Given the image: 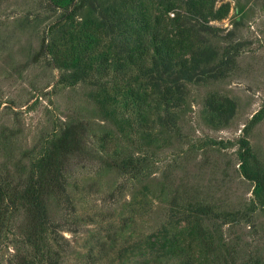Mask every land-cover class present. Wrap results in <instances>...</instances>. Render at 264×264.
Returning a JSON list of instances; mask_svg holds the SVG:
<instances>
[{
    "label": "rangeland",
    "instance_id": "374dc122",
    "mask_svg": "<svg viewBox=\"0 0 264 264\" xmlns=\"http://www.w3.org/2000/svg\"><path fill=\"white\" fill-rule=\"evenodd\" d=\"M224 4L229 14L210 22L216 34L208 36L220 54L213 67L224 66L213 73L221 74L186 83L185 101L171 109L170 125L162 112L163 124L143 130L115 97L121 77L105 76L82 58L73 61L79 50L67 52L62 0H0V177L7 167L14 173L25 151L40 157L46 141L64 127L89 125L85 152L67 164L64 199L55 198L50 211L46 238L66 248L62 264L150 260L159 245L152 251L147 240L171 220L169 204L178 189L214 205L221 216L233 212L244 218L226 220L216 236L234 245L240 257L264 263V208L241 172L238 143L246 137L264 166V0H217L215 10ZM212 97L236 102L225 127L208 123ZM126 157L147 166L137 179L108 165ZM19 211L0 237V264H11L23 248L18 227L25 213ZM56 225L63 228L52 231ZM207 260L203 263L211 264Z\"/></svg>",
    "mask_w": 264,
    "mask_h": 264
},
{
    "label": "trees",
    "instance_id": "16d2710c",
    "mask_svg": "<svg viewBox=\"0 0 264 264\" xmlns=\"http://www.w3.org/2000/svg\"><path fill=\"white\" fill-rule=\"evenodd\" d=\"M62 2L67 8L60 21L65 23L60 27L64 30L66 45L71 46L67 52L79 50L73 61L80 62L82 58V62L97 64L95 70L104 72L105 76L113 73L114 77H121L113 87L115 97H120L127 110L132 111L143 130L154 129L158 122L163 124L162 112L168 115L167 125H170L174 120L171 109L185 101L186 83L199 82L209 74L217 76L221 73L214 74V70L224 67H213L220 54L208 36L216 34L210 22L226 19L229 4L215 10L217 0ZM104 43L106 46H102ZM44 47L49 51L53 48L45 44ZM236 108L231 98L212 97L206 107L208 123L217 128L225 127L234 118ZM261 117L262 113L252 119L246 135ZM88 126L79 121L64 127L60 135L46 141L40 157L25 151L13 165L14 173L7 167L4 178L0 177V237L14 212L21 209L25 213L18 227L23 248L15 254L11 264H62L66 248L53 247L46 238L51 229L50 211L55 198L64 199L67 164L86 150ZM238 143L241 172L255 185L254 195L264 208V166L246 137L240 138ZM136 161L126 157L114 159L108 165L121 168L123 175L137 179L147 166ZM215 211L214 205L178 189L169 204L171 220L147 240L152 251L155 245L159 247L143 264H202L206 258V263L211 264H264L259 259L240 257L234 245L230 247V243L216 236L226 220L231 223L245 219L233 212L221 216ZM219 219H223L221 225L205 224L207 220ZM58 228L63 227L56 225L52 231Z\"/></svg>",
    "mask_w": 264,
    "mask_h": 264
}]
</instances>
